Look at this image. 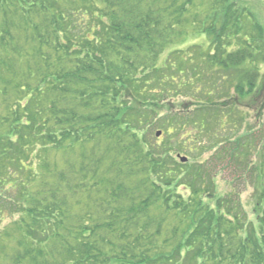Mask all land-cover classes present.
<instances>
[{"label": "trees", "instance_id": "obj_1", "mask_svg": "<svg viewBox=\"0 0 264 264\" xmlns=\"http://www.w3.org/2000/svg\"><path fill=\"white\" fill-rule=\"evenodd\" d=\"M252 1L0 0V264H264Z\"/></svg>", "mask_w": 264, "mask_h": 264}, {"label": "rangeland", "instance_id": "obj_2", "mask_svg": "<svg viewBox=\"0 0 264 264\" xmlns=\"http://www.w3.org/2000/svg\"><path fill=\"white\" fill-rule=\"evenodd\" d=\"M253 5L255 6V11L257 12L258 17L264 24V0H253ZM188 44H200V45H208V41L204 37H198L192 35L188 40ZM255 122L250 121L248 124L253 125ZM231 172L221 173L217 178L218 192L222 195L229 194L232 192H241V202L245 207V211L251 216L254 214L252 209L251 197L254 192V188L250 186V184L246 181H233ZM246 182V183H244ZM10 224V220H5L0 225V232L2 229Z\"/></svg>", "mask_w": 264, "mask_h": 264}, {"label": "water", "instance_id": "obj_3", "mask_svg": "<svg viewBox=\"0 0 264 264\" xmlns=\"http://www.w3.org/2000/svg\"><path fill=\"white\" fill-rule=\"evenodd\" d=\"M161 135H162V133L159 132V133L157 134V137H160ZM181 161H182L183 163H186V162H187V159H186V158H182Z\"/></svg>", "mask_w": 264, "mask_h": 264}]
</instances>
